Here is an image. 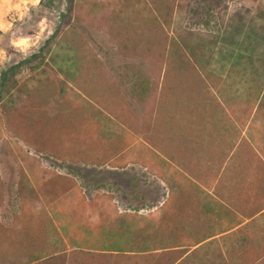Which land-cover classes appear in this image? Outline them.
Listing matches in <instances>:
<instances>
[{
  "label": "rangeland",
  "instance_id": "1",
  "mask_svg": "<svg viewBox=\"0 0 264 264\" xmlns=\"http://www.w3.org/2000/svg\"><path fill=\"white\" fill-rule=\"evenodd\" d=\"M0 1V16L14 29L0 31V74L7 69L0 79V264L43 257V245H27L25 208L31 209L32 228L40 219L43 230L56 232L38 212L41 199L27 195L38 169L70 184V206L94 200L96 207L85 210L88 219L94 221L98 210L144 215L167 196L170 206L182 204L181 195L167 192L154 159L110 167L102 149H132L126 160L135 161L139 149H152L171 164L167 156L175 158L172 147L185 114H216L229 126L252 118L255 123L264 113V0H34L25 14ZM140 78L147 88L143 100L133 94ZM36 85L49 87L39 105L46 115L75 103L76 117L91 120L93 144L63 138L37 151L11 129L7 112L25 107ZM88 148L99 152L89 156ZM206 226L203 221L200 234ZM151 243L138 240L136 250ZM253 260L264 262V212L242 234L187 248L176 264Z\"/></svg>",
  "mask_w": 264,
  "mask_h": 264
},
{
  "label": "trees",
  "instance_id": "2",
  "mask_svg": "<svg viewBox=\"0 0 264 264\" xmlns=\"http://www.w3.org/2000/svg\"><path fill=\"white\" fill-rule=\"evenodd\" d=\"M34 55V53L31 54V56ZM8 70H13V68L8 67ZM6 72L7 69L1 72V82ZM37 86L29 90L25 107L19 106L11 109V112H7L6 118L10 122L11 129L37 151H44L51 146L55 147V142L63 138L77 139L82 144H93L91 133L94 131L91 130V120L82 118L84 121L82 122L76 117L75 103L70 102L64 111L46 115L44 109L39 108V105L42 107L47 99L43 93L49 87L47 85L45 89H39ZM146 90V81L140 78L133 88V94L137 100H143ZM139 150L140 153L135 155V157L137 156L136 161L135 159L126 160L131 156L132 149H112V151L111 149H102V152H99L98 149H91L87 155L91 156L96 152L106 154L107 157L101 159L107 158L105 164L116 168L131 162L140 163L143 158H147L149 161L154 159L156 163H160L163 172L160 171L157 174L163 181L167 192L171 196H174L175 192L182 197V184H187V178L182 172L155 154L152 149ZM155 168L158 170V167L155 166ZM36 172H38L37 175ZM36 172L32 177V180L35 177L34 183L25 180L32 186L27 195L41 199L38 201H42L44 209H39L38 212L41 214L40 216L48 220L47 222L56 232L47 228L43 230L40 219L32 228L31 217H29L31 209L25 208L27 245L29 247L43 245L38 248L42 249L43 257L31 260L26 264H176L187 248L206 237L205 233H198L196 237H192L191 233L189 235L182 233V227L179 228L178 224L182 222V214L185 212L182 208L183 203L172 207L168 196L165 197L157 210L149 211L144 215L136 212H120L116 209L111 212H101L95 208L98 211L93 221L92 218L88 219L91 214L85 210L91 209L93 206L96 207L94 200L89 203L78 201L77 205L70 206L66 197L73 190L69 188L70 184L67 185L66 181L52 171L38 169ZM25 176L26 179H29V175ZM21 188L25 191V187L21 186ZM191 192L187 187L185 196H189ZM83 203L89 206H83ZM1 208L2 201H0V210ZM180 220L181 222H179ZM142 228H147L145 235L142 234ZM0 229L3 230L1 227ZM170 234L176 235V238L170 240ZM179 234L186 236H179ZM141 239H150L152 245L148 249L136 250L137 242ZM102 242H105V245ZM245 263L264 264L263 260L261 262L246 261Z\"/></svg>",
  "mask_w": 264,
  "mask_h": 264
},
{
  "label": "crops",
  "instance_id": "3",
  "mask_svg": "<svg viewBox=\"0 0 264 264\" xmlns=\"http://www.w3.org/2000/svg\"><path fill=\"white\" fill-rule=\"evenodd\" d=\"M4 1H11L7 5H13L18 14L20 10L25 14L28 2H34ZM12 24L0 16L1 32L13 29ZM257 115L255 123L252 118L241 125L230 122L228 127L217 121L216 114L183 116L180 141L172 147L175 158L174 154L167 156L187 178V184H182V233L204 232L202 223L207 224L206 237L189 248L194 249L204 239L242 234L250 221L264 212V113ZM187 187L192 191L188 198Z\"/></svg>",
  "mask_w": 264,
  "mask_h": 264
}]
</instances>
